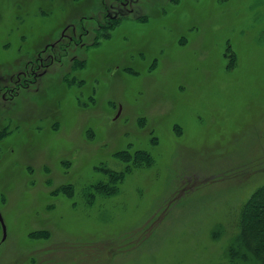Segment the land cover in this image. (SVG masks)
Returning <instances> with one entry per match:
<instances>
[{"label":"rangeland","instance_id":"1","mask_svg":"<svg viewBox=\"0 0 264 264\" xmlns=\"http://www.w3.org/2000/svg\"><path fill=\"white\" fill-rule=\"evenodd\" d=\"M262 185L264 0H0V264H261Z\"/></svg>","mask_w":264,"mask_h":264},{"label":"trees","instance_id":"2","mask_svg":"<svg viewBox=\"0 0 264 264\" xmlns=\"http://www.w3.org/2000/svg\"><path fill=\"white\" fill-rule=\"evenodd\" d=\"M144 158L147 164H150L146 154H144ZM114 175L118 180L123 176L122 174ZM96 190L100 192L97 187ZM238 227L242 242H246L245 246L251 247L259 262L264 264V185L257 188L242 205ZM234 255L235 253L230 254V258H233Z\"/></svg>","mask_w":264,"mask_h":264},{"label":"flooded vegetation","instance_id":"3","mask_svg":"<svg viewBox=\"0 0 264 264\" xmlns=\"http://www.w3.org/2000/svg\"><path fill=\"white\" fill-rule=\"evenodd\" d=\"M56 46H57L56 43L51 44L49 46L47 45L45 49H43L40 53H37V56L33 60H31V62L28 64V66H30L29 71L26 72L22 70L17 73L18 77L17 80H15V84H14L16 88L12 91L13 93L16 94L18 92V89H27L33 84H35L38 75L40 74L39 72L44 71L46 70V68L49 67L50 63L47 62L48 59H52L56 62L60 61V57H61L60 53L61 52L65 53L66 48H60V47L58 48ZM46 51H48L49 53H47L45 58L41 57L42 55L46 54ZM21 76L23 78L22 81L19 79ZM10 81H13V78ZM2 240H3V234H2Z\"/></svg>","mask_w":264,"mask_h":264},{"label":"water","instance_id":"4","mask_svg":"<svg viewBox=\"0 0 264 264\" xmlns=\"http://www.w3.org/2000/svg\"><path fill=\"white\" fill-rule=\"evenodd\" d=\"M118 115H119V113H118ZM117 115V116H118ZM116 116V117H117ZM0 225H1V229H2V234H3V239L5 238V236H6V229H5V225H4V223H3V219H2V217H1V214H0Z\"/></svg>","mask_w":264,"mask_h":264}]
</instances>
